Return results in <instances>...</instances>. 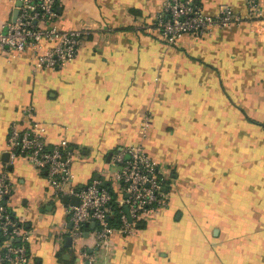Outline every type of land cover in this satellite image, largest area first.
Listing matches in <instances>:
<instances>
[{
  "label": "crops",
  "instance_id": "obj_1",
  "mask_svg": "<svg viewBox=\"0 0 264 264\" xmlns=\"http://www.w3.org/2000/svg\"><path fill=\"white\" fill-rule=\"evenodd\" d=\"M162 1L59 0L57 24L91 28L62 67L0 47V172L32 231L33 264H264V34L246 20L170 44L145 28ZM200 1L209 14L225 3L247 13L246 0ZM16 2L0 0V30ZM30 105L50 141L79 149L78 185L115 168L117 146L142 143L170 175V202L133 234L115 229L98 245L90 225L68 244L77 196L65 201L45 172L2 158L10 125L24 126Z\"/></svg>",
  "mask_w": 264,
  "mask_h": 264
},
{
  "label": "built area",
  "instance_id": "obj_2",
  "mask_svg": "<svg viewBox=\"0 0 264 264\" xmlns=\"http://www.w3.org/2000/svg\"><path fill=\"white\" fill-rule=\"evenodd\" d=\"M246 3L244 15L227 3L220 5L217 13L209 14L199 0H163L153 21L145 28L170 44H178L186 34L200 38L246 20L256 22L257 34H264L261 0H246ZM58 5L59 0H22L16 19L7 23V30H0V47L30 51L36 65L43 68L62 67L76 59L91 28L61 27L56 22ZM33 110L32 105L23 109L27 117L24 126L10 125L9 161H27L45 172L56 195L79 197L78 203L68 204L73 238L90 229L94 221L93 231L97 244L101 245L115 229L133 234L138 222L167 206L170 175L163 162L150 154L144 144L117 146L110 159L115 168H107L103 179H93L80 186L75 182L73 165L79 149L66 137L50 141L45 124L34 117ZM148 127L149 121L145 120L140 129L143 137L148 134ZM12 191V179L4 169L0 172V264H33L32 231L13 211ZM83 254H87L86 249Z\"/></svg>",
  "mask_w": 264,
  "mask_h": 264
},
{
  "label": "water",
  "instance_id": "obj_3",
  "mask_svg": "<svg viewBox=\"0 0 264 264\" xmlns=\"http://www.w3.org/2000/svg\"><path fill=\"white\" fill-rule=\"evenodd\" d=\"M21 4H22V0H17V2H16V8H15V11H14V19H16L17 15H18V13H19V6H20ZM111 155H112V152H111L110 156H111ZM2 158H3L5 161H9V159H10V153H9L8 151H6V152L3 154ZM9 167H12V164H10ZM69 199H70V198H69V195H65V196H64V200H65V201H69ZM74 200H75V201H74L75 203H78V201H79V197L77 196ZM126 210L129 212V208H128V206H126ZM130 219H132V218L130 217ZM86 224L89 225L88 222H87ZM90 225H91L92 227H94V226H95V222L92 221V222L90 223ZM85 235H88V231L85 232ZM72 239H73L72 235H68V236H67V243H68V244H71Z\"/></svg>",
  "mask_w": 264,
  "mask_h": 264
},
{
  "label": "rangeland",
  "instance_id": "obj_4",
  "mask_svg": "<svg viewBox=\"0 0 264 264\" xmlns=\"http://www.w3.org/2000/svg\"><path fill=\"white\" fill-rule=\"evenodd\" d=\"M168 195H169V202H170V197H171L170 195H171V194L168 192ZM169 202H168V203H169Z\"/></svg>",
  "mask_w": 264,
  "mask_h": 264
},
{
  "label": "trees",
  "instance_id": "obj_5",
  "mask_svg": "<svg viewBox=\"0 0 264 264\" xmlns=\"http://www.w3.org/2000/svg\"><path fill=\"white\" fill-rule=\"evenodd\" d=\"M200 1V0H199ZM200 3H201V1H200Z\"/></svg>",
  "mask_w": 264,
  "mask_h": 264
}]
</instances>
